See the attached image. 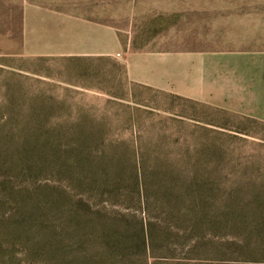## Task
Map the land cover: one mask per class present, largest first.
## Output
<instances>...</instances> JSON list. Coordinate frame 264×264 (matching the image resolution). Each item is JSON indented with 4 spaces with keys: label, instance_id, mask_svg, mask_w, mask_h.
I'll list each match as a JSON object with an SVG mask.
<instances>
[{
    "label": "rangeland",
    "instance_id": "1",
    "mask_svg": "<svg viewBox=\"0 0 264 264\" xmlns=\"http://www.w3.org/2000/svg\"><path fill=\"white\" fill-rule=\"evenodd\" d=\"M18 3L0 0V264H264V0H50L119 30L125 55L98 60L4 53ZM130 53L184 83L132 81Z\"/></svg>",
    "mask_w": 264,
    "mask_h": 264
},
{
    "label": "crops",
    "instance_id": "2",
    "mask_svg": "<svg viewBox=\"0 0 264 264\" xmlns=\"http://www.w3.org/2000/svg\"><path fill=\"white\" fill-rule=\"evenodd\" d=\"M16 12V18L10 22V32L1 41L2 51L8 55L98 60L126 53L119 30L100 17L99 11L95 13L89 7L75 9L74 5L58 7L50 0H19ZM145 54L150 53L127 55L132 81L170 91H174L173 85L184 83L185 75L169 73L171 67L179 65L158 62L159 59L150 61L147 59L150 56L146 58ZM150 55L157 58L155 54Z\"/></svg>",
    "mask_w": 264,
    "mask_h": 264
}]
</instances>
